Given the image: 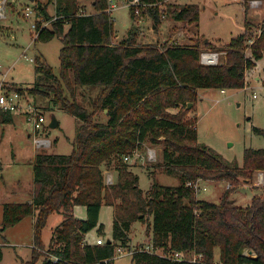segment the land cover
<instances>
[{"label":"trees","instance_id":"16d2710c","mask_svg":"<svg viewBox=\"0 0 264 264\" xmlns=\"http://www.w3.org/2000/svg\"><path fill=\"white\" fill-rule=\"evenodd\" d=\"M89 1L93 13L81 10L79 0H55L53 16L47 6L37 4L44 20L36 23L35 41L47 43L58 38L62 42L60 73L55 74L47 60L37 55L33 87L14 86L11 90L48 96L79 124L70 154H36L32 200L3 205L0 261L8 243L2 233L33 216L32 259L20 264H113L118 246H129V232L136 221L147 224L151 242L162 254L138 247L130 255L131 264H197L187 259L188 254L201 255L200 264H214L216 249L222 264H264V196L254 195L247 206L230 203L241 178L250 179L254 171H264V149H246L242 166L226 161L199 142L196 118L187 119L194 111L199 89L245 87L246 73L264 53V29L247 44L251 35L246 24L244 33L227 45L225 64L202 65L200 54L207 50L198 43L165 40L140 44L133 28L115 42L110 0ZM168 1L138 0L130 5L131 17L135 20L139 9L154 26L166 15L188 24L199 21L198 5ZM205 47L211 48L209 44ZM74 86L102 88L92 111L76 101ZM100 110L105 112L106 122L96 120ZM12 122L11 113L0 112V124ZM255 131L264 135L261 129ZM147 143L163 147V162L176 172L178 185L160 184L153 176L147 192L140 188L139 177L124 162V156ZM104 166L116 171L113 184H106ZM198 180L231 184L217 204L198 199L193 187L187 186V182ZM103 205L114 207L113 236L103 244L86 242L92 230L104 234L99 222ZM79 206L86 208V218L76 216ZM54 212L61 213L63 219L46 249L42 231ZM245 249L257 256L244 255ZM175 253L186 259L168 255Z\"/></svg>","mask_w":264,"mask_h":264},{"label":"rangeland","instance_id":"374dc122","mask_svg":"<svg viewBox=\"0 0 264 264\" xmlns=\"http://www.w3.org/2000/svg\"><path fill=\"white\" fill-rule=\"evenodd\" d=\"M254 1H259V5L253 6ZM39 3L47 6L50 16L55 15V0L52 2L49 0H0V8L4 10V16L0 15V88L4 90H11L14 86L33 87L34 58L37 55L47 60L55 74L60 73L59 54L62 42L58 38L47 43L35 41L37 34L32 25L39 20H44L43 14L37 10ZM114 3L117 8L110 11L114 39L117 42L133 28L140 44H156L165 40H171L174 44L198 43L201 48L209 52H219V64L226 63L227 45L232 38L244 33L246 24L249 25L251 35V40L249 39L247 44H251L250 41L254 42L264 29V0H169L167 4L198 5L200 7L199 21L188 24L175 21L170 15H166L157 26H154L153 20L139 9L136 10L137 18L133 20L128 0H114ZM28 6L34 12L26 18L25 10ZM79 6L85 13L94 12L89 0H79ZM45 25L49 23L46 22ZM207 44L211 48L205 47ZM246 52L249 55L250 50L246 49ZM74 88L76 101L92 111V104L101 95L102 88L92 86H74ZM65 95L69 96V91L65 90ZM24 99L40 107L46 122L41 130L35 132L29 115L20 112L11 113L12 123L0 124V224L3 220V205L16 202L10 197L12 190L24 188L34 178L33 161L36 150L45 153L70 154L79 124V120L74 115L55 106L48 96H34L25 92ZM169 112L177 113L178 109H170ZM53 117L58 120L56 128L49 127ZM192 117L196 118L199 142L226 161L236 162L242 166L246 149H264V135L255 131V128L264 131V53L262 58L255 61L253 69L246 73L245 87L225 89V91L214 88L199 89L194 111L188 113L187 119ZM96 120L106 122L105 112L100 110ZM40 138L48 139L52 144L39 148L35 139ZM149 150L156 155V158L151 161L148 159ZM162 151L161 145L143 144L140 149L142 158L138 160L133 158L129 162L131 170L138 175L139 186L144 192L151 188L153 176L163 185L179 184L176 172L169 171L165 166ZM102 170L105 182L106 175L109 173L113 183L116 181V171L106 166ZM251 175L250 179L241 178L230 195V203L247 206L254 195L264 196V171L256 170ZM198 183L200 189L196 194L197 198L217 204L221 202L223 194L231 184L228 181L214 180H200ZM23 199L25 198H22V201ZM28 201L31 200L28 198L23 202ZM75 214L79 218H86V208L77 207ZM62 219L63 216L59 212H54L48 217L42 231L46 249L54 229ZM113 220L114 207L103 205L99 222L104 226V234L99 236L96 229L92 230L87 234L89 240L87 242H97L100 237L103 240L111 239ZM149 231H147V224L141 221L134 222L129 232V247L131 245L133 248L145 246L151 240ZM2 234L8 243L2 248L3 258L0 264H20L21 260L32 259L33 216L25 217ZM185 256L193 258L194 254ZM219 261V249H216L215 262ZM40 263L39 261L37 264ZM113 264H131V256L128 254L115 256Z\"/></svg>","mask_w":264,"mask_h":264},{"label":"built area","instance_id":"2783aa9c","mask_svg":"<svg viewBox=\"0 0 264 264\" xmlns=\"http://www.w3.org/2000/svg\"><path fill=\"white\" fill-rule=\"evenodd\" d=\"M137 3H138V0H134L133 2H129L130 5L131 4L135 5ZM258 5H259V1L253 2V6H258ZM113 8H114V6H113ZM3 11L4 10L0 8V15L1 16H4ZM33 12H34V10L28 6L25 10V17L29 18ZM32 27L35 30L36 29V23L33 24ZM36 34H37V32H36ZM252 42L253 41H250V43H252ZM219 58H220L219 52L203 51L200 54V63L202 65H209V66L218 65L219 64ZM25 99H24V94H21L18 91L4 90V89L0 88V112H9V113H20L21 112V113L28 114L29 119L32 121L34 131L38 132L44 126V123L46 122V118L41 113L42 110L40 109V107L32 104L30 101H25ZM35 141H36V144L39 148L43 147V146H50L52 144L50 142V140L45 139V138L44 139H42V138L35 139ZM148 153H149L148 159L150 161L153 160L154 158H156V155L154 154V152L152 150H149ZM133 158H135L136 160L142 158L140 150H134L131 154L124 156V162L129 163ZM260 176H262V175H260ZM198 181H200V180H198ZM198 181L197 182H191V181L187 182V186L193 187L196 194H197V192H199V189H200ZM106 184H108V185L113 184L111 173L106 175ZM228 188H230V185L228 186ZM103 243H104L103 238L100 237L97 239V244H103ZM129 246H130V244H129ZM129 246L128 247L122 246V245L118 246V248L116 250V256H123V255H127V254L131 255L137 250L136 248H133L132 245H131V247H129ZM139 250L162 254V252H160L157 248L154 247V245L151 241H149L147 244H145V246L140 247ZM243 254L248 256V257H254L256 255L252 250H249V249H245ZM168 255L171 258H174L177 260L186 259L184 256H182L179 253L168 254ZM201 258H202L201 255L194 254L193 258H187V259H190V261H192L194 263L200 264ZM214 264H222V263L219 261V262H215Z\"/></svg>","mask_w":264,"mask_h":264},{"label":"crops","instance_id":"0c3cea01","mask_svg":"<svg viewBox=\"0 0 264 264\" xmlns=\"http://www.w3.org/2000/svg\"><path fill=\"white\" fill-rule=\"evenodd\" d=\"M128 2H129V0H128ZM113 6H114V8H113ZM110 8H112L111 10L117 8V5L114 3V0H110ZM114 41L117 42V40H115V39H114ZM221 91H225V90H221ZM37 153H45V152H40V151L36 150L35 156H36ZM23 189H25V190L22 191ZM33 189H34V178H33L32 182L28 183L24 188L21 187L20 189L12 190V192L10 194L11 195L10 197L14 198V200H16V202H23L24 200H27L28 198L30 200H32V197H33ZM22 198H25V199H23V201H22ZM151 235H152V232L150 231V236ZM85 240H86V242L89 241L88 238H87V235H86V239ZM149 241H151V240H149ZM93 242L90 241L89 243H93Z\"/></svg>","mask_w":264,"mask_h":264},{"label":"water","instance_id":"95a60500","mask_svg":"<svg viewBox=\"0 0 264 264\" xmlns=\"http://www.w3.org/2000/svg\"><path fill=\"white\" fill-rule=\"evenodd\" d=\"M134 0H129V2H133ZM192 107V103H190L188 105V109H190ZM58 126V120L56 119V117H53L52 120L49 123V127L50 128H56ZM247 181V180H246Z\"/></svg>","mask_w":264,"mask_h":264}]
</instances>
